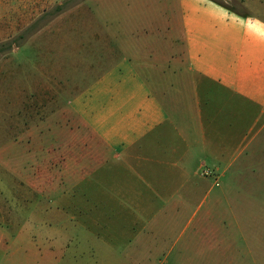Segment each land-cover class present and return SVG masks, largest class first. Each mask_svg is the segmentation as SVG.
<instances>
[{
	"label": "crops",
	"instance_id": "obj_1",
	"mask_svg": "<svg viewBox=\"0 0 264 264\" xmlns=\"http://www.w3.org/2000/svg\"><path fill=\"white\" fill-rule=\"evenodd\" d=\"M162 1L123 0L122 57L73 62L90 79L29 112L58 129L30 166L57 211L34 264L257 263L264 214L227 195L264 192V0Z\"/></svg>",
	"mask_w": 264,
	"mask_h": 264
},
{
	"label": "rangeland",
	"instance_id": "obj_2",
	"mask_svg": "<svg viewBox=\"0 0 264 264\" xmlns=\"http://www.w3.org/2000/svg\"><path fill=\"white\" fill-rule=\"evenodd\" d=\"M123 5V0H0V47L4 49L0 54V264H34L39 258L36 255L47 250L44 220L57 216L52 204L56 195L49 199L41 191L28 190V181L30 166L43 155L37 143L43 144L49 130L57 133L58 129L46 117L33 130L29 112L35 106L38 111L48 104L57 107L61 96L66 93L69 97L90 79V74L83 79L73 73L69 67L73 62L122 57V51L106 48L112 45L107 33L118 27ZM132 8H139V3H133ZM55 61L65 62L62 70L72 81L44 77V72L53 71L49 64ZM33 90L41 96L38 103H33ZM242 196L259 204L260 214H264V192L228 194L227 201H239ZM211 199L215 200L214 193ZM232 237L244 253L246 242L240 234ZM256 251V264H264L261 226ZM226 254L225 264H232L233 247H227Z\"/></svg>",
	"mask_w": 264,
	"mask_h": 264
},
{
	"label": "trees",
	"instance_id": "obj_3",
	"mask_svg": "<svg viewBox=\"0 0 264 264\" xmlns=\"http://www.w3.org/2000/svg\"><path fill=\"white\" fill-rule=\"evenodd\" d=\"M55 10H56V11H59V10H60V7H57ZM3 52H4L3 47H0V54H2Z\"/></svg>",
	"mask_w": 264,
	"mask_h": 264
}]
</instances>
